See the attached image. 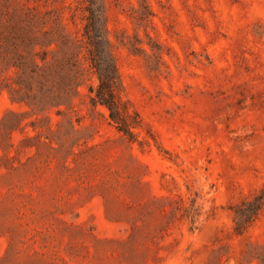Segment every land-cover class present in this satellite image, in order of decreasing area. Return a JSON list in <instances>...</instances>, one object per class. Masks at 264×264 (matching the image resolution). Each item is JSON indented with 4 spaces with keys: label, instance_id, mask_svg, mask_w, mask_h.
I'll use <instances>...</instances> for the list:
<instances>
[{
    "label": "rangeland",
    "instance_id": "obj_1",
    "mask_svg": "<svg viewBox=\"0 0 264 264\" xmlns=\"http://www.w3.org/2000/svg\"><path fill=\"white\" fill-rule=\"evenodd\" d=\"M89 6L125 131L90 101ZM27 15L42 101L9 64ZM3 117L0 264H264V0H0Z\"/></svg>",
    "mask_w": 264,
    "mask_h": 264
},
{
    "label": "trees",
    "instance_id": "obj_2",
    "mask_svg": "<svg viewBox=\"0 0 264 264\" xmlns=\"http://www.w3.org/2000/svg\"><path fill=\"white\" fill-rule=\"evenodd\" d=\"M87 10L88 14L85 16V22L83 23L81 33V42L79 43L80 47L84 46L85 57L90 63V66L94 68L98 77L96 86L90 87V92L93 93V95H90V101L92 106L102 105L106 107L111 121L118 124V130L125 131L123 113H125L126 110L125 107L121 105L122 103L116 92L118 75L116 67L109 56L108 44L103 33L100 15L90 6L87 7ZM35 21L36 19L33 15H27L24 19L25 25L18 26V33L13 37L11 42L13 55L9 64L15 66L20 71L21 75H23L24 79H26V81H24L23 78H21L27 90L33 89V83H35V96H38V100L42 101L52 93L51 86L47 83L48 77L45 69H48L53 63L46 66V50H36L35 48L37 44H43V41L32 33ZM41 33L43 36H46L48 31L42 30ZM1 58L4 59L8 57L3 56ZM37 58H40L43 62L42 65L38 63ZM68 84L69 81L68 83L63 82V86L56 89L53 98L60 100L64 94H68V92L71 91V89L69 91L67 89ZM28 95L29 94L26 92V96ZM10 98L12 101L24 100L26 104H31L30 101L24 99V97L16 99L14 96H11ZM7 113L14 116L16 115L12 110H9ZM13 122L15 121L9 120L6 122L3 117L0 120V134L3 132L5 133ZM258 208L259 207L256 205V207L252 209V215L255 214ZM236 230L240 232L242 231V227L237 226Z\"/></svg>",
    "mask_w": 264,
    "mask_h": 264
}]
</instances>
